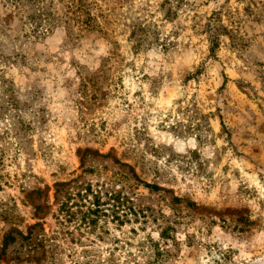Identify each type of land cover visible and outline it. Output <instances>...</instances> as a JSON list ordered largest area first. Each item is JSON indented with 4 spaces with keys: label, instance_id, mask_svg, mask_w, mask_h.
Listing matches in <instances>:
<instances>
[{
    "label": "rangeland",
    "instance_id": "obj_1",
    "mask_svg": "<svg viewBox=\"0 0 264 264\" xmlns=\"http://www.w3.org/2000/svg\"><path fill=\"white\" fill-rule=\"evenodd\" d=\"M0 264H264V0H0Z\"/></svg>",
    "mask_w": 264,
    "mask_h": 264
},
{
    "label": "trees",
    "instance_id": "obj_2",
    "mask_svg": "<svg viewBox=\"0 0 264 264\" xmlns=\"http://www.w3.org/2000/svg\"><path fill=\"white\" fill-rule=\"evenodd\" d=\"M215 43H216V41L213 40L212 48H214V47L216 46ZM98 205H99V204H97L96 209H94L93 211H91V213H98V212H99ZM83 218L85 219V216H84V217L82 216V219H83ZM91 221H92V219H89V222H91Z\"/></svg>",
    "mask_w": 264,
    "mask_h": 264
}]
</instances>
